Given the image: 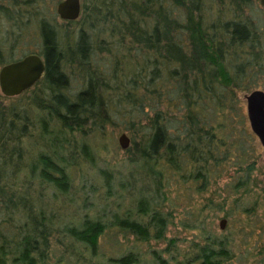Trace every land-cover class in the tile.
<instances>
[{
  "label": "rangeland",
  "instance_id": "1",
  "mask_svg": "<svg viewBox=\"0 0 264 264\" xmlns=\"http://www.w3.org/2000/svg\"><path fill=\"white\" fill-rule=\"evenodd\" d=\"M62 1L0 0V70L30 53L46 64L41 82L23 95L0 89V163L9 137L37 116L29 100L35 88L78 124L69 179L43 171L39 153L18 158L16 148L17 168L0 171V264H264V147L247 112V97L264 91L261 0H250L241 29L234 27L245 48L234 71L245 89L233 106L204 78L197 28L202 12L228 15L229 0H167L159 32L128 18L123 51L138 63L147 90L107 50L93 48L89 0H81L74 21L60 18ZM69 33L83 63L105 78L103 105L91 96L95 78L65 66L58 44ZM167 76L172 88L152 94ZM31 184L40 209L58 203L62 212L43 208L53 224L34 254L23 210L32 197L22 194ZM82 217L96 226L93 250L75 241Z\"/></svg>",
  "mask_w": 264,
  "mask_h": 264
},
{
  "label": "trees",
  "instance_id": "2",
  "mask_svg": "<svg viewBox=\"0 0 264 264\" xmlns=\"http://www.w3.org/2000/svg\"><path fill=\"white\" fill-rule=\"evenodd\" d=\"M199 1L204 2L205 0ZM229 2L227 3L228 15L224 16L223 13H220L218 18L213 19L202 12L201 22L197 28L206 48L204 78L212 87L217 88L223 94L221 98L225 99L227 106H233L238 99L236 91H244L245 89L244 81L234 71L235 65L241 57H244L245 52L244 44L240 39L241 32L236 29L237 27L241 29L240 25L243 21L240 18L246 13L250 0H229ZM89 5L96 41L93 48L100 51L107 50L112 60L124 64L123 75L137 79L140 86L147 90L149 82L146 78L141 79L142 72L138 75V63L132 62L130 56L123 51L126 48L125 40L129 36L128 18L138 20L149 28L154 27L157 32L166 29L164 25L166 18L163 19L161 16L167 14V12L164 13V8H168L167 0H89ZM58 49L66 67L77 66L80 71L95 78L97 85L91 96L98 99L100 105H103L105 78L100 76L95 69L83 63V54L78 52L71 33L60 40ZM172 86L173 79L167 76V78L153 85L155 89L151 93L163 89L168 91ZM31 93L32 96L29 100L37 110V116L31 120V125L19 126L17 133L9 137L6 146L10 149L6 153L4 161L0 163V171L5 172L17 168L19 161L13 152V149L16 148L15 150L20 152L18 158H29L39 153L35 160H37L36 163L39 162L43 171L47 174L59 175L69 179L71 177L69 169L77 166L75 163L77 144L72 137L78 126L77 121L71 113L64 112L58 103L47 99L42 89L35 88ZM78 98L81 100L83 95L80 93L77 101ZM27 150H29V154H27ZM15 182L20 183L17 180ZM29 183L26 181L24 184L29 186ZM26 185L22 186L23 193L21 190L20 192L32 197V200L23 206V210L26 214L30 239L29 251L34 254L38 252L39 240L44 234L50 233V224H53L48 219L50 213L46 216L45 212L47 211L43 208L51 209L60 214L62 212L57 209L58 203L41 205L40 209L39 203L42 202L37 203L38 196L35 187L31 184V187L25 190ZM75 223L82 231V235L78 239L75 238L77 244L85 245L87 251L95 249V242L92 241V238L96 226L93 219L82 217L77 219ZM139 232L142 233L141 230H135V233L139 234Z\"/></svg>",
  "mask_w": 264,
  "mask_h": 264
},
{
  "label": "water",
  "instance_id": "3",
  "mask_svg": "<svg viewBox=\"0 0 264 264\" xmlns=\"http://www.w3.org/2000/svg\"><path fill=\"white\" fill-rule=\"evenodd\" d=\"M264 7V0H261ZM81 0H64L57 8L62 20L74 21L80 17ZM46 64L42 56L29 54L4 65L0 70V89L4 96L13 98L34 88L44 77ZM247 112L253 133L264 147V91H254L247 97ZM128 138L122 135L119 144L125 149Z\"/></svg>",
  "mask_w": 264,
  "mask_h": 264
}]
</instances>
